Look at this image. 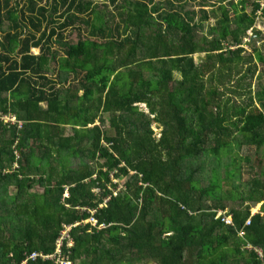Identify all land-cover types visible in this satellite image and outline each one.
<instances>
[{"label": "trees", "instance_id": "obj_1", "mask_svg": "<svg viewBox=\"0 0 264 264\" xmlns=\"http://www.w3.org/2000/svg\"><path fill=\"white\" fill-rule=\"evenodd\" d=\"M106 1L115 27L92 0H0V264L55 254L68 226L75 244L64 253L74 263L264 264L255 250L264 254V178L228 211L219 178L199 186L206 166L196 161L219 159L233 143L264 145L257 68L247 69L252 103H223L234 77L237 88L248 79L233 64L244 62L251 30L263 35L264 0L202 9L203 21L216 19L203 44L187 9L199 0ZM71 29L78 43H68ZM199 53L208 56L200 65ZM256 57L264 64L261 50ZM219 210L233 224L217 220Z\"/></svg>", "mask_w": 264, "mask_h": 264}, {"label": "rangeland", "instance_id": "obj_2", "mask_svg": "<svg viewBox=\"0 0 264 264\" xmlns=\"http://www.w3.org/2000/svg\"><path fill=\"white\" fill-rule=\"evenodd\" d=\"M97 4L98 12L103 11L107 13L108 18H110V13H114L115 8L112 4H110L106 0H92ZM122 1V0H120ZM208 2V7L202 8L201 3H203L201 0L197 2H191L189 6H187V9H191L196 11L197 13V20L199 23L202 24V29H200L198 32V39L203 44L202 40L204 37H210V28L214 25H216V19L211 18L209 21H203L202 20V9H206L207 11H212V9H216L219 6V0H205ZM251 3L254 0H250ZM40 5H45L48 3V7H50L51 0H37ZM252 10V5L250 4L248 11ZM119 22V17L115 16L114 18H110L111 26L115 27L116 24ZM5 29H8V22L4 26ZM257 29L261 30L263 32V35L261 37L256 36L255 32L252 30L249 32V36L244 41V48L246 51L242 53V57H244V62L241 60H236V64H233V66H236L237 69L241 70V77L244 76V73L247 72V69L249 68H257V72L255 73V78L252 80V76L254 74H248L247 83H242L241 88H237V80L236 77L233 78L231 84L229 85L228 90H223L225 93V96H223V103L227 102V99H230V103L228 104H242L246 105L249 103H252L251 95H250V86L248 84L251 83V80L253 82L252 86V96L254 103L258 106H261V101L258 97V94L261 93L264 90V64L258 61L256 57V50H261L264 53V21L262 19H259L257 23ZM80 40L79 32H77L75 29H71L67 33V41L68 43H78ZM57 49L59 51H63L61 46H57ZM32 52L34 54H39L40 50L33 48ZM207 54L206 53H199L195 56L196 62L200 65L203 64L207 60ZM253 58V60L251 59ZM52 63V68H53ZM53 78V76H52ZM56 78V77H55ZM179 79V77L177 76ZM79 85V84H78ZM231 90V91H230ZM140 108L143 110L148 111V108L146 107V104H141ZM155 129L160 132L162 127H158V124L154 123ZM107 128V124H106ZM67 132L72 133V127H67ZM159 136V134H158ZM197 163L201 162L205 164L206 170L204 173H202L199 178V186L200 187H208L212 183L217 182V178H219V183L222 186L221 194L223 195L224 203L228 206V211L231 206H233L238 200L240 199L241 193H246L247 191H250L251 185L250 181L255 178H264V145L262 147H258L256 145L252 144H245L242 145V147L236 146L234 143L232 144L230 151H224L219 159L216 156H213L212 154L204 155L200 159L196 160ZM127 178H119L116 179L115 182H117L120 186V189L124 185ZM14 192V191H12ZM33 192L35 193H42L43 188L40 186H36L33 189ZM250 203L253 207V212L257 213L260 211L261 207L263 206V203L261 204H255L252 202ZM91 222L93 225L96 224V220L92 219ZM74 242V241H73ZM74 264H80V263H74Z\"/></svg>", "mask_w": 264, "mask_h": 264}, {"label": "built area", "instance_id": "obj_3", "mask_svg": "<svg viewBox=\"0 0 264 264\" xmlns=\"http://www.w3.org/2000/svg\"><path fill=\"white\" fill-rule=\"evenodd\" d=\"M4 120L6 122H12L13 124H18L20 127L23 126V121L19 120L18 117L16 115H4L3 116ZM66 196H69V193L67 192ZM216 219H222L223 223H225L226 225H230L233 224L232 222V217L230 215L225 214V212L223 210H219L217 212L216 215ZM250 224V221L248 222V225ZM78 225V224H77ZM96 225V224H95ZM94 225V226H95ZM74 227V226H73ZM104 228V225L99 226V229ZM72 230V226H68L65 227L64 231L62 232L61 236L59 237L58 241H57V249L55 254L52 255H43V254H37V253H31L29 255V257L27 258L26 261H24L22 264H27L29 263V260L35 261L38 257H42L43 259L47 260V259H51V260H55L57 262V264H74V262H72L71 260H69L65 253H64V247L67 244L69 247H73L74 246V242L71 238L70 232ZM240 235H244V232L239 231ZM68 241V242H67ZM247 248L250 249H254L253 246L248 245ZM257 252H259V255L261 257H264L263 251L261 249L256 248L255 249Z\"/></svg>", "mask_w": 264, "mask_h": 264}, {"label": "crops", "instance_id": "obj_4", "mask_svg": "<svg viewBox=\"0 0 264 264\" xmlns=\"http://www.w3.org/2000/svg\"><path fill=\"white\" fill-rule=\"evenodd\" d=\"M261 208H262V207H261ZM260 211H261V209H260ZM260 211H259V212H260Z\"/></svg>", "mask_w": 264, "mask_h": 264}]
</instances>
